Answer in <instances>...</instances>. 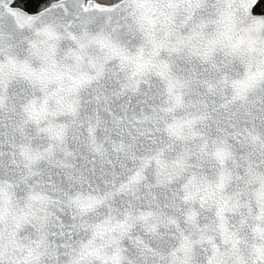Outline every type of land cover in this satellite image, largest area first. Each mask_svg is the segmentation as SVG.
Segmentation results:
<instances>
[{
    "label": "water",
    "instance_id": "1",
    "mask_svg": "<svg viewBox=\"0 0 264 264\" xmlns=\"http://www.w3.org/2000/svg\"><path fill=\"white\" fill-rule=\"evenodd\" d=\"M0 0V264H264L259 0Z\"/></svg>",
    "mask_w": 264,
    "mask_h": 264
},
{
    "label": "trees",
    "instance_id": "2",
    "mask_svg": "<svg viewBox=\"0 0 264 264\" xmlns=\"http://www.w3.org/2000/svg\"><path fill=\"white\" fill-rule=\"evenodd\" d=\"M48 0H18L25 10L29 12L36 11L40 7L44 6ZM253 12L264 16V0H259L256 6L253 9Z\"/></svg>",
    "mask_w": 264,
    "mask_h": 264
},
{
    "label": "flooded vegetation",
    "instance_id": "3",
    "mask_svg": "<svg viewBox=\"0 0 264 264\" xmlns=\"http://www.w3.org/2000/svg\"><path fill=\"white\" fill-rule=\"evenodd\" d=\"M53 1H55V0H48V2L44 6L40 7L39 9H37L36 11H33V12H29V11L25 10L20 4H18V0L14 1L13 6L21 8V9H23L24 11H26L28 13H35V12L45 8L48 4H50ZM95 1H97V2H99L101 4H112V3H115V2H117L119 0H95Z\"/></svg>",
    "mask_w": 264,
    "mask_h": 264
}]
</instances>
